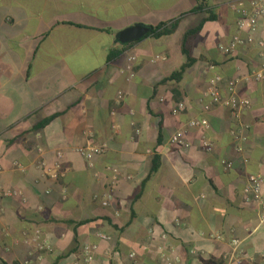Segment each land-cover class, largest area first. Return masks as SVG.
<instances>
[{
  "label": "crops",
  "instance_id": "1",
  "mask_svg": "<svg viewBox=\"0 0 264 264\" xmlns=\"http://www.w3.org/2000/svg\"><path fill=\"white\" fill-rule=\"evenodd\" d=\"M203 1L192 12L196 0H0V185L17 192L0 203V264H85L87 244L89 264H164L163 255L174 264H264V221L242 192L257 174L264 196V82L239 83L250 101L239 119L202 97L211 78L226 97L230 80L258 67L264 27L251 45L240 33L223 55L219 46L237 34L235 5L249 0ZM176 19L171 36L118 42L127 28ZM203 20L193 65L169 79L185 62L183 33ZM179 102L185 110L173 115ZM201 118L207 130L188 127ZM240 123L249 127L243 155L230 134ZM178 130L189 148L170 143ZM89 136L106 147L91 167L75 152ZM233 239L238 261L227 260Z\"/></svg>",
  "mask_w": 264,
  "mask_h": 264
},
{
  "label": "built area",
  "instance_id": "2",
  "mask_svg": "<svg viewBox=\"0 0 264 264\" xmlns=\"http://www.w3.org/2000/svg\"><path fill=\"white\" fill-rule=\"evenodd\" d=\"M249 8H245L242 4H236L235 9L237 13V21L236 28L237 34L233 35L230 42L226 46H219V51L223 55H230L233 53L237 47L241 43L240 33L246 32L248 36L246 38L247 44H253L254 38L253 33L256 32L259 23H261L264 27V2L262 0H249ZM234 8V5H233ZM256 46L259 49V54L263 58V61L258 65V67L252 68L248 71L247 75L242 78H236L230 80L226 87L227 95L223 97L222 91L219 88L220 79L216 76L209 80L207 88L203 91L202 97H208L210 99V103L212 105L221 106L229 110L231 116L234 119H239L243 111H246L250 107L249 99L245 97H239L237 94V87L242 80L245 81H255V82H264V40H259L256 43ZM128 60L130 62L134 61L135 58L133 56L129 57ZM131 76V75H130ZM122 100V94L119 93L117 96V103ZM210 108L209 105H203L202 110L208 111ZM185 110V105L181 102L177 103L175 107L172 109V114L177 115L182 113ZM208 122L206 119L201 118L197 120H191L188 123L189 128H198L202 131L208 129ZM249 127L245 124H239L236 130H232L230 132L233 140H234V150L243 155L244 149L243 144L247 140L246 131ZM185 130H178L170 137V143L177 148L187 149L190 147V143L187 141L185 137ZM203 148L206 152L211 151L212 146L207 141L203 142ZM106 151L105 145L95 144L92 140L91 136L88 138V142L86 146L78 147L75 149V152L82 157L83 159L89 162V166L91 167V160L95 156L103 155ZM57 158L61 159L62 154L57 153ZM243 164L247 163V159L245 157L242 158ZM222 168L227 171L232 169V163L229 161H221ZM54 171L52 178H57V172L61 171V165L56 163L54 165ZM116 174V171H113ZM262 178L257 174H248L245 179V183L242 188V192L245 196L247 202H253L258 206L259 216L261 223L264 221V196L262 194ZM46 194L49 192L46 191ZM17 196V192L4 189L0 185V203L4 199L13 198ZM112 197L110 194H107L104 200L101 202L103 207H109L111 203ZM2 215V207L0 204V217ZM117 215V214H116ZM99 239L108 240L109 238L101 233L97 234ZM164 237V236H163ZM39 236L36 235L35 239H38ZM231 252L227 257L229 261H238L242 257V251L240 248V241L233 239L231 241ZM38 248L40 250L48 249V247L44 244H39ZM95 251V247L92 245H84L82 247V255L85 264H89L93 260V253ZM135 254L130 253L129 258H134ZM164 264H174L173 259L168 257L167 255H163Z\"/></svg>",
  "mask_w": 264,
  "mask_h": 264
},
{
  "label": "trees",
  "instance_id": "3",
  "mask_svg": "<svg viewBox=\"0 0 264 264\" xmlns=\"http://www.w3.org/2000/svg\"><path fill=\"white\" fill-rule=\"evenodd\" d=\"M197 5L195 6V8L193 9L192 12H200L202 10H204L205 8V2L203 0H196ZM211 18V17H210ZM209 18V19H210ZM207 19V20H209ZM206 20L201 21L200 24H198L197 26L186 30L180 40V48H181V53L183 54L184 58H185V62L182 64V66L180 67V69L173 73L171 75V77L169 79L171 80H180L183 76V74L185 73V71L190 68L193 63L194 60L191 56V51H190V44L192 42V40L199 34L201 27L203 25V23ZM179 24V20L176 19L170 23L167 24H160L159 26H157L156 28H150L149 29V33L146 36H151L153 38H160V37H166V36H171L172 34H174V32L177 29V26ZM49 120H46L44 123H42L40 125V127L44 126ZM156 171V167H153L151 169V174L154 173Z\"/></svg>",
  "mask_w": 264,
  "mask_h": 264
},
{
  "label": "water",
  "instance_id": "4",
  "mask_svg": "<svg viewBox=\"0 0 264 264\" xmlns=\"http://www.w3.org/2000/svg\"><path fill=\"white\" fill-rule=\"evenodd\" d=\"M149 33V29L143 26H134L121 31L118 35V42L122 45L138 41Z\"/></svg>",
  "mask_w": 264,
  "mask_h": 264
}]
</instances>
